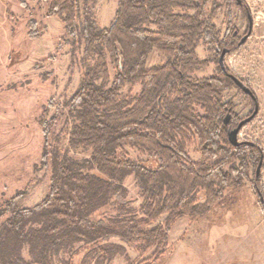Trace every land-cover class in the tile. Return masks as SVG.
<instances>
[{
	"label": "trees",
	"instance_id": "1",
	"mask_svg": "<svg viewBox=\"0 0 264 264\" xmlns=\"http://www.w3.org/2000/svg\"><path fill=\"white\" fill-rule=\"evenodd\" d=\"M48 1L47 16L61 21L74 46L83 45L84 75L67 105L68 146L90 156L74 160L68 152H50L45 129L43 165L51 158V191L33 208L19 207L22 194L0 201V264H56L61 252L74 247L71 259L81 253L100 262L125 255L131 263L125 247L112 240L140 256L151 252L139 264L157 263L169 251L178 221L207 216L264 159L260 145L236 147L229 140L238 124L233 102L223 101L237 88L232 79L220 67L215 76L191 77L208 66L196 53L201 42L230 54L238 39L232 32L221 38L213 23L221 10L215 0H116L115 18L105 29L95 21L99 0H83L82 7L77 0ZM225 1L229 8L235 0ZM237 6L243 17L249 14ZM153 51L166 62L148 68ZM137 86L139 94L122 95ZM195 142L198 162L188 153ZM126 148L146 160L131 159ZM129 177L140 189L139 211L124 186ZM259 181L253 182L258 194ZM108 211L115 215L106 218Z\"/></svg>",
	"mask_w": 264,
	"mask_h": 264
},
{
	"label": "rangeland",
	"instance_id": "2",
	"mask_svg": "<svg viewBox=\"0 0 264 264\" xmlns=\"http://www.w3.org/2000/svg\"><path fill=\"white\" fill-rule=\"evenodd\" d=\"M77 1L82 7L83 0ZM215 2L221 10L213 23L221 38L232 32L238 35L240 44L244 37H249L244 45H238L225 56L224 63L227 71L240 79L256 98L254 101L237 87L226 92L223 101L233 102L237 126L252 117L258 107L257 116L243 127L238 141L260 145L264 151V0H235L229 8L225 0ZM48 3V0H0V201L22 194L21 208L39 205L51 191V158L47 167L43 165L45 129L50 152H68L74 160L90 156L68 146L72 118L67 105L84 75L83 45L74 46L61 21L47 16ZM237 4L247 8L246 17ZM116 12V0H99L94 8L98 27L108 28ZM210 14L211 6L206 17ZM81 22L79 18V25ZM196 53L208 66L194 72L192 79L217 75L221 53L217 54L204 42ZM165 62L162 54L153 51L147 67ZM109 70L113 79L115 69L110 62ZM130 92L135 96L141 87H126L122 95ZM126 150L131 159L146 160L136 150ZM188 153L192 160H202L197 142L188 147ZM254 179L260 180V194L255 190ZM124 186L129 191L131 207L139 211L143 201L134 177H129ZM204 200L201 194L199 201ZM263 205L264 159L251 170L244 186L227 192L207 216L196 222L189 218L178 221L170 234L169 251L161 261L152 264H264ZM105 213L106 218L115 215L112 211ZM109 244L125 247L131 263L125 255L100 262L96 256L81 253L71 259L78 248L74 247L61 252L56 264H67L70 259L72 264H139L151 255L150 252L140 256L119 240ZM25 257L29 258L27 253Z\"/></svg>",
	"mask_w": 264,
	"mask_h": 264
},
{
	"label": "water",
	"instance_id": "3",
	"mask_svg": "<svg viewBox=\"0 0 264 264\" xmlns=\"http://www.w3.org/2000/svg\"><path fill=\"white\" fill-rule=\"evenodd\" d=\"M251 33V32H250ZM249 33V34H250ZM248 36L244 37L241 42H240V46L244 45L247 40H248ZM225 56H226V51H224L221 56H220V59H219V65H220V68L221 70L223 71V73L225 75H227L230 79H232V81L235 83V85L244 93L246 94L247 96L251 97L254 101H256V98L253 94V92L240 80L238 79L237 77H235L234 75L230 74L227 72V69H226V66H225V63H224V60H225ZM258 107H256V110L254 112V114L252 115V117L242 121L235 129H233L232 131H230L229 133V140L231 142V144L233 146H236V147H239L242 143L238 141V136L241 132V130L243 129V127L250 123L258 114ZM230 115L227 116V118L225 119V125H229L230 123ZM259 174V170H258V173L257 175Z\"/></svg>",
	"mask_w": 264,
	"mask_h": 264
},
{
	"label": "flooded vegetation",
	"instance_id": "4",
	"mask_svg": "<svg viewBox=\"0 0 264 264\" xmlns=\"http://www.w3.org/2000/svg\"><path fill=\"white\" fill-rule=\"evenodd\" d=\"M234 37L236 38V39H238V35L237 34H234ZM226 51V50H225ZM226 55H227V51H226ZM240 124V123H239Z\"/></svg>",
	"mask_w": 264,
	"mask_h": 264
}]
</instances>
